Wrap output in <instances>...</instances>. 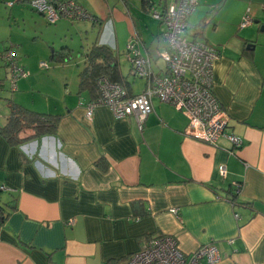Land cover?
I'll return each instance as SVG.
<instances>
[{"label": "crops", "instance_id": "obj_1", "mask_svg": "<svg viewBox=\"0 0 264 264\" xmlns=\"http://www.w3.org/2000/svg\"><path fill=\"white\" fill-rule=\"evenodd\" d=\"M70 1L97 22L49 24L29 0H0V52L13 50L28 72L12 92L0 60V125L8 101L60 116L55 134L19 147L0 136V214L9 213L0 264H126L158 236L175 238L186 254L214 245L215 264H264V0H199L188 19L187 38L218 53L212 91L239 149L224 137L216 148L188 139L187 118L157 98L141 130L105 106L88 120L91 97L78 78L87 50L107 46L120 62L135 39L153 70L164 71L163 26L144 2L161 10L173 0ZM246 15L252 23L241 28ZM134 78L126 82L136 95L145 83L134 91Z\"/></svg>", "mask_w": 264, "mask_h": 264}, {"label": "built area", "instance_id": "obj_2", "mask_svg": "<svg viewBox=\"0 0 264 264\" xmlns=\"http://www.w3.org/2000/svg\"><path fill=\"white\" fill-rule=\"evenodd\" d=\"M198 4L199 0H174L164 10L151 11L152 18L164 28L160 38L164 50L159 58L165 70L155 72L150 58L143 56L136 47L137 40H129L125 53L130 64V75L144 80L143 90L134 95L120 84L112 83L105 77L98 78L96 87L99 98L85 108L88 120L93 117L97 107L105 106L115 118L132 116L141 130L144 120L153 110L152 98H157L187 118L184 135L188 139L216 148L219 138L224 137L234 149L242 146L240 137L226 133L228 116L212 91L217 51L187 38V21ZM29 5L49 24L61 19L94 22V18L74 1L29 0ZM251 23L252 19L246 15L240 27ZM0 60L7 68L9 86L14 91L18 79L27 77L28 72L19 66L16 54L11 49L0 52ZM39 65L43 69L48 68L44 62ZM218 170L221 176L225 175L224 166H219ZM172 212L176 213L175 210ZM218 260L214 245L201 246L194 253L186 254L180 250L175 238L158 236L150 238L145 248L131 255L126 264H215Z\"/></svg>", "mask_w": 264, "mask_h": 264}, {"label": "trees", "instance_id": "obj_3", "mask_svg": "<svg viewBox=\"0 0 264 264\" xmlns=\"http://www.w3.org/2000/svg\"><path fill=\"white\" fill-rule=\"evenodd\" d=\"M52 1L58 2V0ZM169 5L163 7L161 10L166 9V7H168ZM144 6L147 10H149V13L151 15V11L154 8L149 5L148 1L144 2ZM93 18L94 22H97L98 19L95 17ZM62 52H67V54L64 55V53L62 54ZM58 53L59 54L56 55L61 61H65L70 57V51L66 48H62ZM53 59L54 58H52V60ZM20 67L25 70L24 67ZM100 77H105L110 82L120 84L128 89V83L121 74L118 57L109 47L95 43L87 50L85 54V65L78 75L79 92L81 93L85 91L91 97V100L88 103L96 101L99 98L96 81ZM9 90L11 91L10 87ZM129 92H131L130 89ZM88 103H86L85 105H87ZM6 106L8 114L5 117V123L3 125H0V136L8 146L19 147L23 144L35 141L43 136L55 134L57 123L60 118L59 115L56 116L38 113L17 105L12 101H8ZM8 214L9 213L7 212V215ZM7 215L2 213L0 214V223H2L1 221L6 219Z\"/></svg>", "mask_w": 264, "mask_h": 264}, {"label": "rangeland", "instance_id": "obj_4", "mask_svg": "<svg viewBox=\"0 0 264 264\" xmlns=\"http://www.w3.org/2000/svg\"><path fill=\"white\" fill-rule=\"evenodd\" d=\"M193 14V13H192ZM191 14V15H192ZM191 17V16H190ZM189 17V18H190ZM88 22H91V21H88ZM161 31H163L164 30V28H161L160 29ZM75 41H74V43H77V41H78V38H75L74 39ZM78 44V43H77ZM76 44V45H77ZM127 44L128 43H126V45L124 46V51H126V47H127ZM122 54V53H121ZM74 59H71L69 62L68 61H66V64H73V63H75V61L77 60L76 58L78 57V58H80L79 57V55L77 54V53H75L74 54ZM76 59V60H75ZM119 60H120V70H121V74H122V76H123V78L124 79H126V81L127 82H129V83H131V81L133 80V77L130 75V64H129V62H128V60L126 59V55L124 54V55H121L120 57H119ZM160 63V65H164V63L162 62V60L159 62ZM40 66V65H39ZM78 70V69H77ZM46 72V71H45ZM74 74H76L77 75V73L75 72ZM134 80H136L135 81V83L133 84V87H134V91H138V89H142V83H143V81L144 80H142V79H139V78H134ZM2 122H3V120H2Z\"/></svg>", "mask_w": 264, "mask_h": 264}, {"label": "water", "instance_id": "obj_5", "mask_svg": "<svg viewBox=\"0 0 264 264\" xmlns=\"http://www.w3.org/2000/svg\"><path fill=\"white\" fill-rule=\"evenodd\" d=\"M261 30H262V28H261Z\"/></svg>", "mask_w": 264, "mask_h": 264}]
</instances>
